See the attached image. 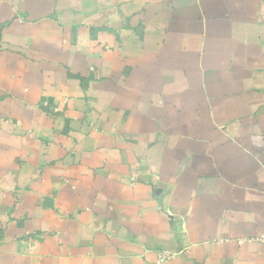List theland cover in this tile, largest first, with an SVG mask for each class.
<instances>
[{"label": "crops", "instance_id": "0c3cea01", "mask_svg": "<svg viewBox=\"0 0 264 264\" xmlns=\"http://www.w3.org/2000/svg\"><path fill=\"white\" fill-rule=\"evenodd\" d=\"M264 264V0H0V264Z\"/></svg>", "mask_w": 264, "mask_h": 264}, {"label": "built area", "instance_id": "2783aa9c", "mask_svg": "<svg viewBox=\"0 0 264 264\" xmlns=\"http://www.w3.org/2000/svg\"><path fill=\"white\" fill-rule=\"evenodd\" d=\"M174 255H171L169 253H159L158 255V263L163 264L169 262Z\"/></svg>", "mask_w": 264, "mask_h": 264}]
</instances>
